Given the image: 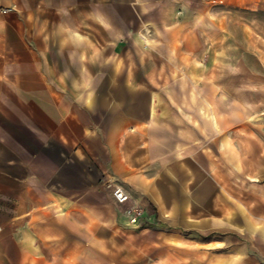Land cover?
Returning a JSON list of instances; mask_svg holds the SVG:
<instances>
[{"label":"crops","instance_id":"0c3cea01","mask_svg":"<svg viewBox=\"0 0 264 264\" xmlns=\"http://www.w3.org/2000/svg\"><path fill=\"white\" fill-rule=\"evenodd\" d=\"M2 1L16 10L0 19V237H15L21 260L44 262L29 231L54 235L44 222L62 220L75 229L79 205L133 241L151 233L150 250L164 252L166 264H262L264 234L248 225L264 223V186L232 195L229 162L205 143L223 133H206L202 103L190 108L182 95H167L172 86H161L160 102L150 89L143 113L133 109L135 99L122 108L93 102V93L111 92L98 84L109 59L94 54L102 40L88 29L116 30L119 43L124 29L147 27L132 21L142 1L16 0L19 9L15 0ZM114 184L149 205L145 215L163 226H117Z\"/></svg>","mask_w":264,"mask_h":264},{"label":"rangeland","instance_id":"374dc122","mask_svg":"<svg viewBox=\"0 0 264 264\" xmlns=\"http://www.w3.org/2000/svg\"><path fill=\"white\" fill-rule=\"evenodd\" d=\"M109 1L111 6L113 0ZM141 1L132 7V21L144 22L147 27L124 29L119 43L115 40L116 30H103L95 27V23L88 29L90 36L102 40V44L99 41L92 46L94 54L109 59L102 63L108 69V76L98 78V84L108 86L111 92L93 93L94 104L131 107L130 101L135 99L132 108L143 113L150 89L157 91L160 102V96L165 95L161 86H172V93L167 95H182L190 108L197 101L203 104L200 108L204 111L205 131L209 133L216 132L208 130L207 103H211L222 122L219 133L229 137L242 169L241 174L235 173L221 140L205 141L206 146L216 147L220 161L229 162L225 167L231 173L232 195L242 198L250 191L260 192L259 186H264V114H261L264 111V61L261 60L264 58V0ZM126 2L133 3V0ZM125 16L132 19L128 12ZM150 16L162 27L149 28ZM4 17L0 14V19ZM137 34H142L146 43L137 41ZM133 85L139 91L130 92ZM229 118L231 122L236 121L231 128H228ZM110 191L109 198L115 206ZM138 204L149 208L140 201ZM76 209L87 220L77 216L75 229L63 220L60 224L44 222L49 228L55 227L54 235L52 232L39 235V230L31 227L30 235L35 233L31 239L44 249L39 255L44 257V262L24 255L22 261L15 252V237L2 236L0 264H166L164 252L150 250L151 233L133 241L116 226L103 225L82 206L77 205ZM119 212L117 226L140 229L120 221ZM62 216L68 217V211ZM145 216L144 226H163ZM144 239L147 244L143 243ZM260 261L264 264V257Z\"/></svg>","mask_w":264,"mask_h":264},{"label":"built area","instance_id":"2783aa9c","mask_svg":"<svg viewBox=\"0 0 264 264\" xmlns=\"http://www.w3.org/2000/svg\"><path fill=\"white\" fill-rule=\"evenodd\" d=\"M15 10L16 5L14 3L3 5L0 2V14L6 15ZM110 195L113 202L121 208L119 214L124 217L125 223L137 228L146 225L145 209L141 205L135 204L132 196L126 188L115 184L111 187Z\"/></svg>","mask_w":264,"mask_h":264},{"label":"bare ground","instance_id":"6f19581e","mask_svg":"<svg viewBox=\"0 0 264 264\" xmlns=\"http://www.w3.org/2000/svg\"><path fill=\"white\" fill-rule=\"evenodd\" d=\"M136 40L141 42V43H146V39L142 34H137ZM209 109H208V113L207 116L209 117V120L213 126V128L215 129L216 132H220V123H219V114L218 112L213 108L211 103H207ZM261 114H264V111L261 112ZM221 142H222V146L224 147V149L227 152V159L229 161H231L234 165L235 168V173L236 174H241V165H240V161H239V157L237 152L234 150L233 145L230 142V139L227 135L222 134L221 136ZM237 207L239 208L240 211L243 212L244 210V206L243 204H241V202L236 201ZM249 230L252 231H258L264 234V223H262L261 225H248Z\"/></svg>","mask_w":264,"mask_h":264}]
</instances>
